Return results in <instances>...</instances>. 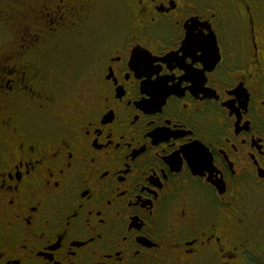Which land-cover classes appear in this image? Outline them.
Masks as SVG:
<instances>
[{
  "label": "flooded vegetation",
  "instance_id": "flooded-vegetation-1",
  "mask_svg": "<svg viewBox=\"0 0 264 264\" xmlns=\"http://www.w3.org/2000/svg\"><path fill=\"white\" fill-rule=\"evenodd\" d=\"M10 1L1 18L14 37L0 41L5 264L263 255L264 0ZM197 37L216 62L194 87L177 60L192 59L180 50ZM137 51L165 75L130 73ZM160 128L175 135L157 145ZM193 145L189 163L180 149Z\"/></svg>",
  "mask_w": 264,
  "mask_h": 264
},
{
  "label": "snow or ice",
  "instance_id": "snow-or-ice-1",
  "mask_svg": "<svg viewBox=\"0 0 264 264\" xmlns=\"http://www.w3.org/2000/svg\"><path fill=\"white\" fill-rule=\"evenodd\" d=\"M129 2L131 3V0H129ZM234 2H236V0H234ZM238 2L243 3L244 0H238ZM192 7L194 8L195 5L193 4ZM199 40L200 38L197 37V38H193L190 42L186 41L184 48L180 50L183 56L192 57V59L188 60L187 64H185L183 60H177L175 56L169 57L167 60V64L169 66H172L173 60H177V63H179L181 66L185 68L186 74H181L183 76V79L190 81L191 85L194 87L203 86L206 83L204 72L206 69H210L211 67H213L216 62L212 52L206 47H204L202 44H200ZM198 53H202V55H198ZM130 58H131V66L129 68L130 73L135 72L139 76H147L149 80H152L154 78L152 76L153 72L157 77L165 75V73L162 71L160 67H156V68L152 67L153 61L145 53H141L138 51L133 52ZM197 60L202 61L203 63L194 64L193 61H197ZM166 75L170 79L172 74L167 73ZM168 83H169L168 79L156 80V83L154 85H151V88L154 91H149L148 94L152 96L153 99H155L156 93L158 91H163L168 88ZM164 95L165 96L167 95V91L164 92ZM184 107H187V105H185ZM136 119H139V117H136ZM171 135H175V133L169 132L166 128H160L151 133V141H153L157 145H160L162 141H167L168 137ZM110 139L111 137H109V140ZM103 143L107 144L108 141L107 140L103 141ZM172 146L175 147L174 144ZM167 147H169L167 143L163 144L164 149H166ZM192 150L198 151V149L194 145L192 146V149H184V148L180 149V151L184 152L185 156L188 157L189 163H191L193 159L192 155L190 154ZM158 151H160L159 148ZM177 155H179V153H177ZM201 162L205 163L203 158H201ZM168 163L174 164L175 159L174 158L170 159ZM57 187H59V184H57ZM14 259H19V258L16 257ZM0 264H5L4 249L2 248V246H0Z\"/></svg>",
  "mask_w": 264,
  "mask_h": 264
},
{
  "label": "rangeland",
  "instance_id": "rangeland-1",
  "mask_svg": "<svg viewBox=\"0 0 264 264\" xmlns=\"http://www.w3.org/2000/svg\"><path fill=\"white\" fill-rule=\"evenodd\" d=\"M16 1H18V0H11L10 3L15 5ZM4 2H5V0H0V41H9L10 42L11 40H13L14 31L11 28L10 23L4 22L1 18V15L3 12ZM23 2H25V1L23 0ZM25 3H27V2H25ZM3 14H4V12H3ZM11 16H14V15H11ZM11 16H10V18H11ZM249 264H264V254L261 255L260 257L250 258Z\"/></svg>",
  "mask_w": 264,
  "mask_h": 264
}]
</instances>
